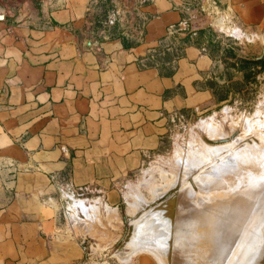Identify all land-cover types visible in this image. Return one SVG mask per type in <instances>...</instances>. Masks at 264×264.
I'll use <instances>...</instances> for the list:
<instances>
[{
    "label": "crops",
    "instance_id": "crops-1",
    "mask_svg": "<svg viewBox=\"0 0 264 264\" xmlns=\"http://www.w3.org/2000/svg\"><path fill=\"white\" fill-rule=\"evenodd\" d=\"M263 38L264 0H0V264H68L56 193L112 207L171 121L238 96Z\"/></svg>",
    "mask_w": 264,
    "mask_h": 264
},
{
    "label": "rangeland",
    "instance_id": "rangeland-1",
    "mask_svg": "<svg viewBox=\"0 0 264 264\" xmlns=\"http://www.w3.org/2000/svg\"><path fill=\"white\" fill-rule=\"evenodd\" d=\"M262 45L264 38L257 48L246 47L242 59L257 57ZM238 80V96L201 115H180L170 122L160 148L125 180L117 199L112 198V207L100 191L66 187L56 193L65 227L59 233L67 237L63 257L68 264H181L187 255L192 256L186 264H216V240L212 245L197 242L186 248L176 242V225L198 212L212 219L192 224V229L212 224L213 234L225 235L228 241L234 234L252 231L264 205L257 197L262 187L256 190L264 187V162L255 167L235 165L228 174L224 170L214 173L223 160L241 149H262L264 66L245 64ZM209 176L217 177L220 184L208 185ZM259 179L263 181L256 187ZM219 201L235 214L213 219ZM52 242L60 247L61 242Z\"/></svg>",
    "mask_w": 264,
    "mask_h": 264
},
{
    "label": "bare ground",
    "instance_id": "bare-ground-1",
    "mask_svg": "<svg viewBox=\"0 0 264 264\" xmlns=\"http://www.w3.org/2000/svg\"><path fill=\"white\" fill-rule=\"evenodd\" d=\"M263 137H262L263 144L261 145V148H262L261 150H255L254 151V150H251V148H249V146H248V148H243L240 151H238L237 153H235L233 156H231L230 160H228V159H225V161L223 160L224 162L222 161L221 162L222 164H220V166L218 165L219 167H217V171H214V173L218 174L219 171L224 170L223 172L228 174V173H230L229 170L231 169V167L233 168V166H235V165L239 166V164H242V166L246 165L249 167H255V166L261 164L262 162H264V138ZM214 153H216V152H214ZM223 155H221V156H223ZM197 164H199V163H197ZM188 165H189V163H188ZM191 168H192V166H191ZM206 180H207V184L210 186L213 184L214 185H216L218 183L220 184V182H217V177L209 176ZM262 181H263L262 179H259L258 183L255 184V186L257 187V185L259 183H261ZM259 188L263 189L264 187L262 185L258 186L256 188V190ZM160 189H162V188H160ZM261 189L258 191L260 192ZM162 191H164V190L162 189ZM259 192H257V195H258L257 197L259 198L260 203L264 204V193H262V195H261V193H259ZM221 200H223V197H221ZM217 203H218L217 206L219 208H216V211L212 214L213 219L215 216L217 218L223 216L224 217L223 219L229 218L230 213L235 211V210L232 211L231 209H229V210L224 209V207L222 205V201H219ZM234 214H235V212H234ZM236 214H238V213H236ZM156 216H158V215H156ZM209 217L205 213L198 212L192 218H189L190 220H188V221L184 220L185 221L184 224L183 223L177 224L176 226H179V231L174 230V232H176V235H175L176 240H177L176 242L179 244V246L182 248H186L189 246L191 247L192 245L196 246L195 244L197 242H199V243L202 242L204 244L209 243L210 245H212V243H214L216 240L217 241L216 246L219 250V252L217 251L218 253H216L217 254L216 264H264V205H263V208H261L260 212L258 213V218H257L256 222L253 224L252 231L249 232V234H244V235L243 234H239V235L234 234L233 238L231 240H229L230 242L228 241V239L225 235H224V237L223 236L220 237L217 234H213L212 228H211L212 224H211V226L209 225L208 227L206 225L200 224L197 227L193 228L194 230L191 228L192 224H195V223L199 224V221L203 222L204 219H212ZM151 220L152 219H150V222H151ZM144 222H148V221L145 220ZM154 223H156V222H154ZM176 223L177 222L172 223V225L176 224ZM165 224L167 225L168 223L165 222ZM158 225H160V224H158ZM180 226L185 227V230L184 231L180 230V229H182ZM173 228H175V227H173ZM173 228L171 229V232H172ZM189 228H190V230H189ZM165 232H166V230H165ZM168 234H170V233H168ZM166 235H167V233H166ZM171 235H172V233H171ZM171 237L175 240V238L173 236H171ZM219 237L222 239H220ZM168 240L172 241L170 239H168ZM224 240H227V241L225 242ZM174 244H176V243L174 242ZM227 244H228V248H225V246H227ZM191 256L192 255H187L185 260L181 261V264H186V260H187V262L190 261ZM214 262H215V260H214Z\"/></svg>",
    "mask_w": 264,
    "mask_h": 264
},
{
    "label": "trees",
    "instance_id": "trees-1",
    "mask_svg": "<svg viewBox=\"0 0 264 264\" xmlns=\"http://www.w3.org/2000/svg\"><path fill=\"white\" fill-rule=\"evenodd\" d=\"M244 61V60H243ZM254 64V65H261V66H264V58L259 60V61H248L246 60L245 61V64Z\"/></svg>",
    "mask_w": 264,
    "mask_h": 264
},
{
    "label": "water",
    "instance_id": "water-1",
    "mask_svg": "<svg viewBox=\"0 0 264 264\" xmlns=\"http://www.w3.org/2000/svg\"><path fill=\"white\" fill-rule=\"evenodd\" d=\"M1 17H2V15H1ZM262 58H264V45H262L261 53L257 57H255L253 60H260Z\"/></svg>",
    "mask_w": 264,
    "mask_h": 264
}]
</instances>
